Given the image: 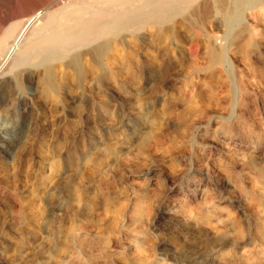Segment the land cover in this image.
<instances>
[{"label":"rangeland","instance_id":"obj_1","mask_svg":"<svg viewBox=\"0 0 264 264\" xmlns=\"http://www.w3.org/2000/svg\"><path fill=\"white\" fill-rule=\"evenodd\" d=\"M208 1L188 6L182 16L163 24L148 21L105 36L106 49L97 55L99 58L92 54L77 62L67 58L52 64L58 87L31 98L28 139L13 167L0 173V264H58L72 252L78 233L93 241L96 258H115L114 264H121V258H136L133 241L141 246L142 257L157 264L172 260L171 264H184L180 258L203 254L216 245L220 258L243 264L238 259L240 248H256L258 244L248 230L251 211L246 201L226 189L219 176H210L206 184L200 181L199 170L206 162L193 154L210 151L208 135L228 120L233 101L242 100L236 110L246 121L253 120L264 136V0L244 11V30L236 29L237 41L233 39L225 63L211 60L209 51L227 43L222 18L229 1L223 5L211 1L208 5ZM163 30L167 31L165 37ZM249 39L253 45L245 56L238 44ZM35 64L36 60L30 62ZM67 87L80 95L72 104L65 102ZM192 121L198 124L190 126ZM110 157L114 161L111 166ZM123 158L127 159L120 162ZM61 172L66 174L58 175ZM194 186H205L222 212L230 214L234 226L243 224L238 229L243 230V244L218 241L202 230H186L174 222L170 214L175 215L171 208L175 200L195 207L191 196ZM141 189L146 200L138 203L135 199ZM35 206L41 211L39 217L33 213ZM138 206L149 210L150 221L137 235L130 231V218Z\"/></svg>","mask_w":264,"mask_h":264},{"label":"bare ground","instance_id":"obj_2","mask_svg":"<svg viewBox=\"0 0 264 264\" xmlns=\"http://www.w3.org/2000/svg\"><path fill=\"white\" fill-rule=\"evenodd\" d=\"M199 1L200 0H0V173L6 171V168L13 167L18 156L21 154L22 146L26 143L28 139V136L32 129V124L30 121L31 98L33 96H38V95L41 96L45 92L48 93L49 90L58 87L54 83V69L52 67V64L54 62H56L59 59H67V58L77 62L80 58L88 55L89 56L92 54H96L95 56L100 55L106 49L107 42L104 40L105 36L109 34L111 35L116 34L119 31L126 30L134 25L138 26V24H142L148 21H153L157 24H163L174 16H179V15L182 16L188 6L194 5ZM209 1L217 5H223L225 0H209ZM209 1H208V5H209ZM228 1H229V6L227 8L225 7L226 9L223 11V18L220 16V19L221 18L223 19L222 25L224 24L225 27L224 38L225 40H227V43H225L220 48H212L209 51L210 59L216 63H225L228 61L227 52L228 50H230L231 45H233L232 44L233 39H235L236 32H238L236 31V29L239 28V30H244L243 27L244 11L248 8H253L254 6H256L259 0H228ZM219 9L221 10L222 8L220 7ZM204 10L205 9H202L200 13H203ZM220 10L218 11L219 13L222 12V10L221 11ZM206 15L207 14H205V16ZM185 16L186 15H184V17ZM242 32L243 31H241L240 33ZM161 34L163 36L167 35V31L164 32L163 30L161 31ZM238 37L240 36L238 35ZM238 37L236 36V38ZM235 44L237 45V43H234V45ZM135 45L133 44L134 46L133 48L136 47ZM238 45L240 49L239 51H241L242 54L247 56L248 53L246 49L248 47H251L253 43L249 39V40H245L241 45L240 44ZM113 54L115 53L113 52ZM97 57L99 58L100 56ZM32 60H34V62L36 60V64L34 66L30 65V62ZM83 70L84 69H82V72ZM56 71H59V69ZM62 77L63 79H66L67 73L65 71L62 73ZM84 78L82 79L84 80ZM238 79L239 78H237V80ZM79 81L81 82V80ZM63 93L65 96V102L67 104L74 103L80 97L78 92L73 91L70 87H67ZM52 98L55 97L53 96ZM249 98L250 97H248V99ZM241 103L242 100L233 101L232 104L233 108L229 110L228 113L226 112L228 120L225 121L219 129H215L208 135L210 151H208V153H206L205 151H200L196 153L194 152L193 157L197 159H201L202 157V159H204L206 162L204 168L199 170L200 176L199 175L198 176L200 178V181H203L206 184L210 181V176L211 177L219 176L223 180L224 182L223 185L226 189L236 192L244 199L243 201H246L247 206L248 208H250L251 211V216L249 219L250 229L248 230H251V235L253 239H255L258 245L256 246V248H254V250H249L242 246L240 248L241 251H239L238 259L243 264H264V136L258 129L255 128L253 120L246 121L244 119L243 113L238 112L236 110V106L240 105ZM252 109L254 110V108ZM197 114H198L197 116H200L201 113L200 114L197 113ZM223 114L225 115V113ZM250 115H252V113ZM252 116H256V115H252ZM196 124H198L197 121L194 122L192 121L190 126ZM157 127H159V124L157 125ZM140 132L141 131L139 130L138 133ZM147 145L150 146L149 144ZM170 147L173 146H169V148ZM164 150L166 151L167 149ZM108 159L111 160V157ZM126 159L127 158H125V160ZM125 160L123 158V160H120V162ZM112 162L114 161L111 160L110 166ZM55 174L52 173L51 175H55ZM64 174L66 173L61 172L58 175L63 176ZM53 180L54 179H52V181ZM44 187L46 188L47 185ZM197 187L198 186H194L191 189V196L192 198H194V203H195L194 208H188L187 207L188 204L186 205V203L180 200H175V204L171 206L172 212L175 213V215H173L172 213L170 214L172 215L174 222L178 226L186 230H192V229L202 230L205 233V235H208L211 238H216L218 239V241L222 239L224 240L227 239V242L229 241L230 244H236V246L243 244V242L246 240L243 234L241 233L243 230L241 232H239L238 230L241 229L240 226H242L243 224L240 223L241 225L239 227L234 226V220L231 218L230 214L222 212V209L219 207L220 205H218L217 202L213 201L214 197L212 196L210 191H208L205 188V186L204 188L201 189H198L199 187L198 188ZM149 194L151 195V193ZM16 195L18 196V194ZM48 199H47L48 201H51L50 198ZM35 200L37 201V199ZM144 200H146L145 190L141 189L135 201L140 203L143 202ZM182 200L184 199L182 198ZM97 204L98 203H96V206ZM35 207H36V212L33 213H37V216L39 217L40 215L38 213L41 211L37 212V206ZM145 210L146 209H144V207L141 206H138L134 209L133 215L130 218V227H131L130 231L132 234L135 233L138 235V233H140L138 232V229L142 225L150 221V217L148 215L149 213H147L149 210L148 211ZM13 221L16 220L14 219ZM198 233L201 234L200 232ZM196 234L197 233L195 232V235ZM113 239L115 240V238ZM118 239L116 240L118 241ZM148 239H149V235H148ZM152 239L150 238V241H152L153 243ZM180 241L183 242V240L181 239ZM133 242L135 243L133 247L134 248L133 255L136 254V258H133L132 260L121 258L120 259L121 264H157L151 262L149 258L142 257L140 255L141 246H138L137 241H133ZM3 243L4 241H2V244ZM29 244L30 243H28V245ZM221 244L223 245V243ZM160 246L162 249V245ZM216 246L218 247V245ZM216 246L211 247L209 249L206 247L208 250H205L203 254L197 255L196 253L195 256H192L193 255L192 254L191 256H185L183 258H180V260L184 264H233L234 262L233 258H227V259L220 258V254H218V249ZM96 248L97 247L94 246L93 241H91L90 239H88L87 237H85L80 233L75 234L73 239L72 252L70 253V255H68L67 258H62V260L58 264H114L115 258L114 259L96 258L97 255ZM147 249H149V246H147ZM199 249H201V247ZM199 249L197 250L199 251ZM223 251H225V249ZM160 262L162 263V261Z\"/></svg>","mask_w":264,"mask_h":264}]
</instances>
